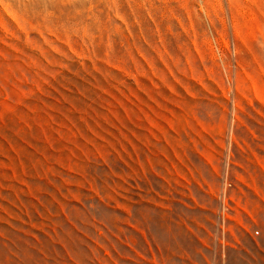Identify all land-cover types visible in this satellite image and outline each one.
I'll use <instances>...</instances> for the list:
<instances>
[{"label":"rangeland","instance_id":"374dc122","mask_svg":"<svg viewBox=\"0 0 264 264\" xmlns=\"http://www.w3.org/2000/svg\"><path fill=\"white\" fill-rule=\"evenodd\" d=\"M0 264H264V0H0Z\"/></svg>","mask_w":264,"mask_h":264}]
</instances>
